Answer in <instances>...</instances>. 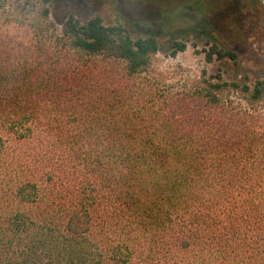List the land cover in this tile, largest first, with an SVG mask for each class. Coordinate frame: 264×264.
I'll use <instances>...</instances> for the list:
<instances>
[{
  "label": "trees",
  "instance_id": "obj_1",
  "mask_svg": "<svg viewBox=\"0 0 264 264\" xmlns=\"http://www.w3.org/2000/svg\"><path fill=\"white\" fill-rule=\"evenodd\" d=\"M169 1L156 30L249 5ZM51 2L0 0V264H264V79L148 92L161 33L74 12L59 32Z\"/></svg>",
  "mask_w": 264,
  "mask_h": 264
},
{
  "label": "rangeland",
  "instance_id": "obj_2",
  "mask_svg": "<svg viewBox=\"0 0 264 264\" xmlns=\"http://www.w3.org/2000/svg\"><path fill=\"white\" fill-rule=\"evenodd\" d=\"M170 2L169 0H52L50 22L60 32L69 13L74 12L82 22L96 15H100L107 25L122 19L127 26L133 25L134 36L151 27L154 28L155 34L161 33L160 49L152 56L149 67L135 77L132 84L158 95L165 94L163 91L168 94L201 88L204 86V80H210L211 77L219 74L226 81H231L235 76L241 79L244 74L249 76L251 81L264 79V0H249L247 7H241L235 12L231 11L233 13L224 17V26H209L207 32L198 26L191 13L188 15V20L174 22L171 27H166L164 30L159 24L156 30V26H153V18L162 19L164 15H168L175 19L181 14V10L177 9L178 3H175L176 10L168 8ZM34 7L37 8L38 5L34 3ZM21 8L33 9L31 4L22 5ZM181 36L188 38L187 49L173 57L171 54L173 40L180 39ZM209 38L212 39L210 45L206 44ZM213 44L237 53L236 62L220 61L216 56L209 62L207 53ZM110 68L112 67L106 69V75H111ZM116 73L119 74L117 69ZM126 85L129 83L127 82ZM225 95L230 101L237 102L238 94L231 92ZM200 110L205 116L216 117L215 112H211V116L205 108Z\"/></svg>",
  "mask_w": 264,
  "mask_h": 264
},
{
  "label": "flooded vegetation",
  "instance_id": "obj_3",
  "mask_svg": "<svg viewBox=\"0 0 264 264\" xmlns=\"http://www.w3.org/2000/svg\"><path fill=\"white\" fill-rule=\"evenodd\" d=\"M252 1H254V0H252Z\"/></svg>",
  "mask_w": 264,
  "mask_h": 264
}]
</instances>
